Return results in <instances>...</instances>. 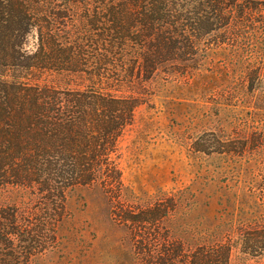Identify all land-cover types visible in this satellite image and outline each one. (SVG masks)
I'll return each instance as SVG.
<instances>
[{
  "label": "rangeland",
  "instance_id": "obj_1",
  "mask_svg": "<svg viewBox=\"0 0 264 264\" xmlns=\"http://www.w3.org/2000/svg\"><path fill=\"white\" fill-rule=\"evenodd\" d=\"M94 1L47 0L53 39L31 84L47 88L51 101L67 100L69 109L72 92L127 98L120 111L104 107L124 114L126 124L107 145L108 164L91 183L68 187L65 208L51 220L41 187L13 183L9 171L11 181L0 183V264H180L215 237L235 247L230 264H264V251L246 255L239 239L264 231V36L245 46L196 39L191 61L161 67L151 81L143 69L123 84L107 74L100 82L112 55L99 40L107 26L96 22ZM255 1V14H264V0ZM27 46L35 49L33 35ZM174 201L177 212L138 222L142 210ZM180 240L185 250L176 258Z\"/></svg>",
  "mask_w": 264,
  "mask_h": 264
},
{
  "label": "trees",
  "instance_id": "obj_2",
  "mask_svg": "<svg viewBox=\"0 0 264 264\" xmlns=\"http://www.w3.org/2000/svg\"><path fill=\"white\" fill-rule=\"evenodd\" d=\"M241 1L244 0H95L101 10L96 13V22L107 26L100 29L98 37L107 43L102 45L107 56L112 55L106 62L111 69L98 74L100 82L107 74L123 84L128 77L141 78L143 69L146 80L151 81L161 67L180 59L191 61L195 50L189 46L193 47L196 39H214L218 46H245L247 40L264 36V14L257 16L258 9L250 6L256 1ZM47 3L0 0V183L11 181L9 171H15L13 183L41 187L49 203L45 217L51 220L65 208L68 187L91 183L108 164L107 145L115 143L126 117L104 107L112 105L120 111V105H128L129 100L101 89L94 90L91 96L72 92L74 101L68 103L74 107L69 109L67 100L51 101L47 88L31 84L30 73L46 64L53 39L45 26ZM31 35L36 39L32 51L27 46ZM185 67L182 75L187 74L189 67ZM212 78L210 84L214 85ZM178 210L179 203L175 201L172 208L158 203L155 208L142 210L145 216L138 222H155L156 217ZM11 234L6 233L13 242ZM227 238L204 241L193 250L192 262L182 257L180 264H230L235 247ZM239 239L246 255L264 251L263 229L247 231ZM178 245L176 258L185 250L183 241Z\"/></svg>",
  "mask_w": 264,
  "mask_h": 264
}]
</instances>
